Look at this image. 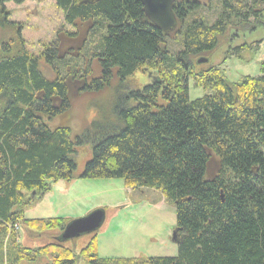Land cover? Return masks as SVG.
<instances>
[{
  "label": "trees",
  "instance_id": "trees-1",
  "mask_svg": "<svg viewBox=\"0 0 264 264\" xmlns=\"http://www.w3.org/2000/svg\"><path fill=\"white\" fill-rule=\"evenodd\" d=\"M26 1L0 0L2 31L14 30L6 5ZM54 1L68 25L99 31L90 39L100 73L81 92L106 91L113 81L115 89L110 112L72 137L68 126L47 124L70 106L67 75L55 68L56 42L37 56L19 47L4 52L11 48L0 43V264H264V60L258 76L235 83L221 64H196L241 30H255L264 0H210L206 8V0H178L169 34L146 20L138 0ZM215 5L211 20L204 9ZM171 35L177 51L168 46ZM40 59L54 65L57 80L42 76ZM136 72L156 77L133 89L128 78ZM189 80L204 91L201 98L189 100ZM77 149L89 160L76 177ZM211 158L219 164L214 176ZM76 178L157 191L175 210L177 255L103 259L96 232L76 250L72 240H60L69 221L25 218L23 208L51 185ZM15 227L45 243L23 247Z\"/></svg>",
  "mask_w": 264,
  "mask_h": 264
},
{
  "label": "rangeland",
  "instance_id": "rangeland-1",
  "mask_svg": "<svg viewBox=\"0 0 264 264\" xmlns=\"http://www.w3.org/2000/svg\"><path fill=\"white\" fill-rule=\"evenodd\" d=\"M208 1L210 0L205 1V8ZM6 8L10 11L9 20L14 24V30L7 32L0 29V43L11 48L10 51L5 49L4 52L15 53L19 47L30 55L37 56L41 53L42 47H47L53 42H56L58 51L61 41L64 45L62 50L66 53L60 55V63L55 64L58 71L68 76H72L73 71H77L74 79L70 80L78 81L81 70L84 68L88 72L89 69L84 83L99 76V65L93 58V43L90 39V36L99 33L98 30L90 31L82 22L77 24L78 31L70 28L75 26L68 25L62 12L55 6L54 0H28L21 5L7 4ZM216 10L217 5L210 7V12L206 9L204 12L213 20ZM252 26L257 28L241 30L237 38L226 46L221 45L209 58H206L215 65L221 64L219 67L221 72H224L225 78L231 83L245 76H258L260 73V64L264 55V14L260 24L251 25L250 28ZM64 39L72 41L67 42ZM225 41L222 39L219 43ZM261 41L262 44L259 45ZM175 42L174 36L171 35L168 46L173 51L179 48V43L175 44ZM257 44L258 47L255 48ZM245 45L252 48H247ZM200 58L205 57L198 59ZM38 65L42 76L47 80L59 78V74L55 73L54 65H46L42 59L38 61ZM68 69L70 71L66 72ZM148 75L156 77L155 74L136 72L128 80L133 89H141L150 82ZM67 84L70 90L74 86L69 79ZM115 84L116 81H113L108 90L98 93L81 92V89L69 90V110L47 121V124L50 127L66 125L71 129L72 137L76 136L85 123L98 118V113L105 115L110 112L111 92H114ZM203 94L204 91L193 87L192 81L189 80V100L201 98ZM83 151L77 149L74 159L76 177L83 172V167L89 160V155L87 156ZM218 169V162L215 158H211L208 174L214 176ZM98 209L104 212V220L96 230L99 258L143 260L177 255V244L170 241L175 227L173 205L166 202L157 191L149 189L132 191L119 179L76 178L71 182L58 181L51 185L50 191L43 199L39 201L37 198L36 202H31L23 208L26 219L61 218L66 221L84 218ZM13 232L17 235V240L19 237L23 247L32 248L45 243L44 237L32 235L20 227H16ZM87 240L88 236L83 235L72 240L71 243L76 246V250H79ZM39 264H47V261L42 260Z\"/></svg>",
  "mask_w": 264,
  "mask_h": 264
},
{
  "label": "water",
  "instance_id": "water-1",
  "mask_svg": "<svg viewBox=\"0 0 264 264\" xmlns=\"http://www.w3.org/2000/svg\"><path fill=\"white\" fill-rule=\"evenodd\" d=\"M142 6L146 20L162 33L172 32L177 25L176 17L173 12L174 3L177 0H138ZM90 2L86 0L83 3ZM208 62L206 58L196 61L197 65ZM150 77V75H148ZM210 163V162H209ZM209 165V164H208ZM104 220V212L101 209L91 212L84 218L69 221L60 234L61 241H71L83 235H89L100 227ZM182 237L179 230L174 229L171 233L170 241L179 244Z\"/></svg>",
  "mask_w": 264,
  "mask_h": 264
},
{
  "label": "flooded vegetation",
  "instance_id": "flooded-vegetation-1",
  "mask_svg": "<svg viewBox=\"0 0 264 264\" xmlns=\"http://www.w3.org/2000/svg\"><path fill=\"white\" fill-rule=\"evenodd\" d=\"M141 5V4H140ZM142 7V6H141ZM76 31H78V29H77V26H76ZM65 41H67V42H71L72 40L71 39H64ZM75 44H76V42H75ZM63 43L60 41V43H59V47H58V51H57V54H58V57H60L61 58V56L60 55H62L63 53H66V52H64L63 50H62V48H63ZM75 46V45H74ZM74 48V47H73ZM72 48V49H73ZM69 51V50H68ZM70 70L68 69L66 72H69ZM86 70L83 68L82 70H81V73H83V78L81 79H79L78 81H77V79L76 80H70V79H74L73 77H75L76 76V74H77V71H73V74H72V76H68L67 74V78H66V80L68 81V79H69V81H72V84H74V86H73V88L71 89V90H74V91H78V90H80V89H82L85 85H87L88 83H84V81H85V79H86V76H85V74H86ZM88 72H89V69H88ZM81 75V74H80ZM94 79V78H93ZM68 85V84H67ZM69 87V86H68ZM70 90V91H71Z\"/></svg>",
  "mask_w": 264,
  "mask_h": 264
},
{
  "label": "crops",
  "instance_id": "crops-1",
  "mask_svg": "<svg viewBox=\"0 0 264 264\" xmlns=\"http://www.w3.org/2000/svg\"><path fill=\"white\" fill-rule=\"evenodd\" d=\"M66 82H67V81H66ZM45 195H46V194H45ZM45 195H44V196H42V198H41V199H43V198L45 197ZM41 199H40V200H41ZM40 200H39V201H40ZM34 247H37V246H34Z\"/></svg>",
  "mask_w": 264,
  "mask_h": 264
},
{
  "label": "built area",
  "instance_id": "built-area-1",
  "mask_svg": "<svg viewBox=\"0 0 264 264\" xmlns=\"http://www.w3.org/2000/svg\"><path fill=\"white\" fill-rule=\"evenodd\" d=\"M15 229H16V227H15Z\"/></svg>",
  "mask_w": 264,
  "mask_h": 264
}]
</instances>
